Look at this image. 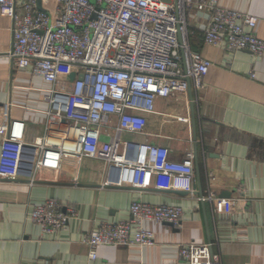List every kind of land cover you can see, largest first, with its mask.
<instances>
[{
    "label": "crops",
    "instance_id": "1",
    "mask_svg": "<svg viewBox=\"0 0 264 264\" xmlns=\"http://www.w3.org/2000/svg\"><path fill=\"white\" fill-rule=\"evenodd\" d=\"M219 5L256 17L255 33L264 41V0H219ZM208 21L206 11L186 13L191 49L211 62L202 88L155 99L154 112L142 114L143 134L119 137L165 147L172 161L192 151L194 194L104 186V164L73 155H64L56 168L37 170L32 179L0 177V264H187L179 249L190 243H210L217 264H264V53L256 57L204 44ZM11 29L10 17L0 12V154L13 122L24 124L25 142L43 137L51 88L29 69L15 68ZM198 189L204 201L198 200ZM48 200L74 209L75 216L65 229L43 234L29 213ZM135 200L179 205L181 220L145 222L153 245L100 246L96 260L89 261V233L129 220Z\"/></svg>",
    "mask_w": 264,
    "mask_h": 264
},
{
    "label": "built area",
    "instance_id": "2",
    "mask_svg": "<svg viewBox=\"0 0 264 264\" xmlns=\"http://www.w3.org/2000/svg\"><path fill=\"white\" fill-rule=\"evenodd\" d=\"M192 8L209 14L204 44L256 57L264 53L257 18L225 9L219 0H0V12L12 22L9 57L15 68L29 69L51 85L43 137L27 143L24 124L11 123L2 142L0 177L32 179L37 170L56 168L64 155H73L103 163L104 186L193 195L192 151L172 161L165 147L119 139L122 133L143 134L142 114L154 112L155 99L202 88L211 62L190 47L186 13ZM129 213V220L89 233V261L96 260L100 246H151L154 235L143 223L177 225L183 214L179 205L138 200ZM74 216V209L54 200L29 213L43 234L65 229ZM179 257L187 264L218 263L210 243L183 245Z\"/></svg>",
    "mask_w": 264,
    "mask_h": 264
},
{
    "label": "water",
    "instance_id": "3",
    "mask_svg": "<svg viewBox=\"0 0 264 264\" xmlns=\"http://www.w3.org/2000/svg\"><path fill=\"white\" fill-rule=\"evenodd\" d=\"M38 7L40 8V3H39V1H38ZM179 41H180V39H179ZM69 79L70 80H73L74 79V75L73 74H71L70 76H69ZM190 89V88H189ZM188 89V90H189ZM196 177L198 178V172L196 171ZM197 194L199 195V197H201L202 196V193H201V191L198 189V192H197ZM169 225H173V224H170V223H168Z\"/></svg>",
    "mask_w": 264,
    "mask_h": 264
}]
</instances>
